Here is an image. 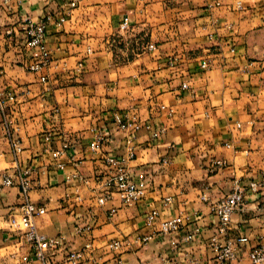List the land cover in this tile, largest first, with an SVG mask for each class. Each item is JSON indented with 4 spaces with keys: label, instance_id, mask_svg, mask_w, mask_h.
I'll return each instance as SVG.
<instances>
[{
    "label": "crops",
    "instance_id": "0c3cea01",
    "mask_svg": "<svg viewBox=\"0 0 264 264\" xmlns=\"http://www.w3.org/2000/svg\"><path fill=\"white\" fill-rule=\"evenodd\" d=\"M66 5L0 0V90L16 98L0 107V177L15 180L0 197V264H40L24 260L32 249L9 225L21 214L17 175L27 169L30 201L46 209L38 228L64 237L49 264H69L66 255L87 245L81 264H115L118 256L123 264L205 258L216 224L211 204L228 196L236 180L247 185L264 170V0H79L63 29H48L51 65L28 71L33 55L20 32L23 19L61 16ZM125 19L129 30L120 32ZM116 113L165 133L154 139L146 128L119 132ZM102 133L109 139L95 152L91 143ZM65 142L71 149L59 170L52 152ZM129 150L135 153L132 179L147 177L146 198L125 205L116 181L100 204L103 182L116 176L105 158ZM216 161L225 162L219 171L212 169ZM76 172L88 183H68L67 175ZM204 194L209 202L201 200ZM168 197L173 202L162 216H192L203 236L185 243L184 230L140 245L147 213ZM231 229L250 239L245 253L264 243V190L248 193ZM112 241L122 243L120 253L107 248Z\"/></svg>",
    "mask_w": 264,
    "mask_h": 264
},
{
    "label": "built area",
    "instance_id": "2783aa9c",
    "mask_svg": "<svg viewBox=\"0 0 264 264\" xmlns=\"http://www.w3.org/2000/svg\"><path fill=\"white\" fill-rule=\"evenodd\" d=\"M67 7L61 16H56L53 13H47L44 17L34 20L30 17H25L21 23V30L26 45L33 55V62L27 66L28 71L33 73H42L52 63L51 50L48 47L47 32L53 26L56 29H63L68 19L79 6V0H65ZM129 22L125 19L119 28L120 32H127L129 30ZM11 34V32H9ZM152 50L154 48H151ZM90 53L91 50L89 49ZM234 52V49H232ZM207 64H203L206 69ZM79 68H83V64H79ZM41 82H46V77H41ZM184 89L188 88L187 84L183 85ZM15 96L11 92L0 90V107L4 109L5 102L15 101ZM166 109V107H162ZM173 114V111L170 112ZM113 124L115 128L122 133L134 134L141 129L146 128L152 132L154 139L161 138L165 129L163 127L154 128L153 125L140 122L136 117H131L128 114L122 115L114 114ZM238 128L241 127L237 124ZM109 137L106 134H99L91 143V149L95 152L99 151L101 144L107 142ZM11 146L16 153H21L22 148L17 142H11ZM71 146L68 142L62 144L59 150L52 152V157L59 160L57 168L65 170L66 164L60 159L64 158ZM135 153L129 150L126 154L120 157H106V164L116 173L114 178H110L103 182L104 192L103 197L99 199L100 204H104L109 197L112 196V188L119 182L118 189L121 195L122 202L125 205L131 206L142 202L147 196L148 180L145 174L140 173L136 180H133L130 173V163L133 161ZM75 164L77 162H74ZM225 166V162L216 161L212 164L214 171H219ZM31 170L27 169L17 175L18 186L21 191V196L24 203L21 206V214L19 217L12 216L9 220L10 229L13 232L19 233L22 238L28 242L32 249L33 256L25 257L27 262H39L40 264H49L50 258L58 251L64 241V237L55 236L44 233L37 226V219L46 214V209L38 206L30 201L29 194L31 192L30 175ZM66 181L72 183L73 181L81 184H87L86 178L80 173H71L67 175ZM15 186L14 177L10 174H3L0 177V197L3 192ZM78 186V189L80 188ZM264 190V170L261 172L260 178L248 182L247 185L242 184L241 181L236 180L232 192L217 202L211 204V211L216 219V224L212 230L209 238L206 240L208 253L205 258L193 256L189 258L188 264H240L246 261V264H264V243L257 244L247 249L250 239L248 237H240L232 235L231 223L233 215L243 206L248 193L258 194ZM203 202H209L211 199L204 194L201 197ZM173 202V198L168 197L163 200L161 208H153L148 213L144 220L143 232L140 233L136 240L140 245H147L154 239L160 236L174 237L182 231L187 230L183 237L185 243H194L203 236L204 231L197 226L195 219L187 214H179L177 216L164 218L162 210L168 208ZM114 213V211H112ZM83 230H79L82 232ZM172 246L177 248V243L172 241ZM91 245H87L85 250L89 249ZM111 251L120 253L122 243L119 241H112L107 245ZM71 252L66 255L67 263L81 264L84 258V251ZM115 264H123L121 257L115 259ZM161 264H175L172 259H161Z\"/></svg>",
    "mask_w": 264,
    "mask_h": 264
}]
</instances>
